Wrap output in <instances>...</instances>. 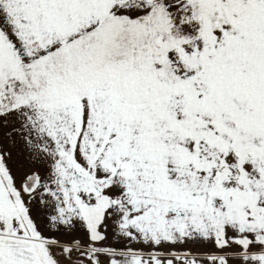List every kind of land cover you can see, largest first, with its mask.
Returning <instances> with one entry per match:
<instances>
[{
    "label": "snow or ice",
    "instance_id": "6c2138e0",
    "mask_svg": "<svg viewBox=\"0 0 264 264\" xmlns=\"http://www.w3.org/2000/svg\"><path fill=\"white\" fill-rule=\"evenodd\" d=\"M0 264H264V0H0Z\"/></svg>",
    "mask_w": 264,
    "mask_h": 264
}]
</instances>
